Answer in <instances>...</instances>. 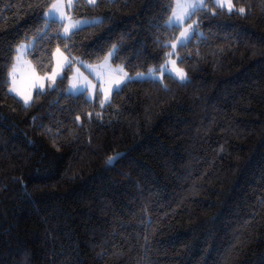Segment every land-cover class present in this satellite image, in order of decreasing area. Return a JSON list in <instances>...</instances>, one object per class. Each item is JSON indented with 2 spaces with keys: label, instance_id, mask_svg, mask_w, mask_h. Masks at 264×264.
Masks as SVG:
<instances>
[{
  "label": "trees",
  "instance_id": "16d2710c",
  "mask_svg": "<svg viewBox=\"0 0 264 264\" xmlns=\"http://www.w3.org/2000/svg\"><path fill=\"white\" fill-rule=\"evenodd\" d=\"M52 1L0 0V264H264V0L193 16L200 34L176 49L187 83L127 81L101 108L57 80L25 107L8 92L15 47L34 40L39 73L69 55ZM169 4L76 0L102 23L71 56L118 45L130 74L159 67L179 31Z\"/></svg>",
  "mask_w": 264,
  "mask_h": 264
},
{
  "label": "snow or ice",
  "instance_id": "6c2138e0",
  "mask_svg": "<svg viewBox=\"0 0 264 264\" xmlns=\"http://www.w3.org/2000/svg\"><path fill=\"white\" fill-rule=\"evenodd\" d=\"M87 3L89 5L95 6L96 5V0H87ZM69 8L72 7L71 3L67 5ZM168 7H172L171 4L168 5ZM225 7V0H213V8H219L223 9ZM208 8V5L204 2V0H195V2H187V0H177V4L175 8H172V14L169 16L166 26L169 28H179L185 20L190 19L192 16L196 15L197 12L203 11ZM63 9V4L61 3V0H57V3H53L49 9L48 12L44 13L43 15L47 18L46 20V26L48 23H57L58 21L62 23L63 26V32L57 34V38L61 39V41L64 44V50L69 53L68 56H64L63 63H61L59 60L56 62V66L51 67V72L49 73L46 69L49 67V64H45L43 62H38L40 66V71L43 72V75H38L33 69L32 71V76H33V82H32V87L37 89V98L39 95L43 94L45 90L47 89L48 91H52L55 89L57 80H59L61 83H63L64 80L69 79L67 75H64V71L68 70L71 71L73 65H80L84 67L86 70L89 71V74L92 75L94 74V70L92 69V66L87 65L84 63L83 60L78 59L75 56H71L72 52V47H70V43L72 42V38L76 36L79 31H81L85 26L91 25V24H99L102 23L101 20H92V21H76L75 23L72 24H66L63 23L65 20V14L62 11ZM227 9L231 13L233 11V5L231 4V0H227ZM240 14L245 13V9L243 7H240L237 10ZM57 13H59V16H57ZM215 14V13H214ZM196 22L193 21L192 24L188 25V28L185 29L183 32L180 33V39L178 41L179 45L181 47H185L187 45V42L192 38L190 35H188V29H193V25ZM39 35V33H37ZM46 35V34H45ZM161 48L167 47V45H160ZM173 51L169 52L167 55L170 58L171 56L175 55V49L177 47L176 44L171 45ZM35 51V48L32 43H29L27 45L25 44H20L16 47L15 49V57L13 61L11 62L10 66H8V79L11 84L9 87V93H16L17 95H22V93L19 92L17 88V72L19 65L22 61L23 56L30 54L31 52ZM120 51V48L118 45H113L112 49L107 53L106 56L103 58L102 64L99 66L103 68L105 65L109 63L111 59L114 57L118 56V53ZM57 53L61 52V49L57 47L56 49ZM168 62H171L173 65H175L176 61L175 60H170ZM59 69V70H58ZM122 71V68L119 69ZM157 71V69H149L148 70V75L146 76L144 73H138L135 77H128L127 73H124V77L127 78L128 81H143V80H153L155 81L157 79L156 76L153 75V73ZM160 72L166 73L169 78L172 77L171 71L168 70L167 68V62L165 66L161 67L159 69ZM176 75L179 78V81L184 84L187 83V77L186 74L180 70L176 69ZM95 79L97 81L100 80L99 74L95 75ZM123 80V78H121ZM121 80L116 81V92L117 94L120 91V84ZM93 90V94L96 96L97 99H99L100 92L97 90L96 84L92 83V81L87 80L85 78L84 80L79 81L78 83H72L70 82V86L67 91L69 94L72 95H77L79 94L80 96H83L85 100L89 98L86 93L89 92V89ZM111 87L109 88L108 91H111ZM23 101L25 107H28L30 105V102L32 101V95L29 93L27 96H23ZM105 103H110V100L108 98L107 93L104 95V99L100 101V107L103 108L105 106ZM99 115V114H97ZM115 157H110L108 163L111 164L114 161Z\"/></svg>",
  "mask_w": 264,
  "mask_h": 264
},
{
  "label": "rangeland",
  "instance_id": "374dc122",
  "mask_svg": "<svg viewBox=\"0 0 264 264\" xmlns=\"http://www.w3.org/2000/svg\"><path fill=\"white\" fill-rule=\"evenodd\" d=\"M75 1L76 0H61V3L63 4L62 11L65 14V20L63 21V23L72 24V23H75L76 21L100 20L99 17H91V18H89V17H75V16H73V6L75 4ZM85 1L87 2V0H85ZM187 2H195V0H187ZM204 2L208 5V7H213V0H204ZM53 3H57V0H53L51 2V4L48 6V8L45 10L44 13L49 11V9H50V7H51V5ZM69 3H71V5H72L71 8H69L67 6ZM176 4H177V0H173L172 8H175ZM231 4L233 5V9H235L232 0H231ZM224 9H226L228 11V9H227V0H225ZM171 14H172V9H171V13H170L169 16H171ZM57 16H59V13H57ZM193 21H195V18H193V16L190 19L184 21V23L179 27V31H178L177 35L175 36V38L169 43L170 46L172 44H176L177 47L179 46L178 41L180 39V33L183 32L185 29H187L188 25L192 24ZM59 23L61 24V33H62L63 32V26H62L61 22H59ZM195 33L196 34H200L198 28L196 27V24L193 25V29H188V35H190L191 37H193V35ZM33 42H34L33 39L24 40V41H21L18 45H20L22 43L25 44V45H27L29 43L33 44ZM16 47H15V49H16ZM177 47H176V49H177ZM176 49H175V55L171 56L170 58L167 55V58H166L165 62H163V64H161L159 67H150V68H148L145 71H139V72H136V73H133V74H130L129 72H127L122 64L113 63L112 59L103 68H101L99 66L102 64L104 57L101 58L99 61H97L95 63H89V62L83 60L85 64L92 66V69L94 70V74L90 75L88 70H86L84 67H82V66H80L78 64L73 65L71 71H68V70L64 71V73L67 72V76L69 77V79H67L66 89L69 88L70 82L78 83L79 81L84 80L85 78H87V80L92 81V83L96 84L97 90H99V92H100V99L101 100L104 99L105 93H107L108 98L110 100L112 92L115 91V89H116V81L117 80H121V78H123V80H121L120 87L125 82L128 81L127 78L124 77V73L125 72L127 73L128 77H135L138 73H144L147 76L149 69H157V71H155L153 73V75L157 77V79H156L157 81H162L163 80V76L166 73L160 72L159 69L161 67L165 66L166 62H167V68H168L169 71H171L172 76L179 81V78L177 77L175 70L176 69H180L185 74H186V72L178 64V57L176 55V52H177ZM172 51H173V49L171 47L169 52H172ZM15 55H16V53L14 54V57H15ZM64 56H68V54L66 52H64L62 49H61L60 53H57L56 49H55L54 52H53V65H52V67L56 66L57 60H59L61 63H63ZM80 60H82V59H80ZM170 60H175L176 61L175 65H173L171 62H168ZM121 68H122V71L119 70ZM33 69H35V68H34L33 63L31 62V60L29 59L28 54L23 56L22 61H21L20 65H19L18 72H17V77H16L17 78V88H18L19 92L22 93V95H17L16 93H11L12 95H15L16 97H18L23 103H24L23 96H27L29 93H31L32 98H33V94L37 90V89H35V88H33L31 86L32 82H33V79H34L33 76H32ZM35 71H36V69H35ZM50 72H51V70L49 71V73ZM36 73L38 75H43V73H39L37 71H36ZM96 74H99V76H100V80L99 81H97L95 79V75ZM186 77L188 79L187 74H186ZM10 86H11V84L9 82L8 92H9V87ZM110 87H111L112 90L108 91ZM85 95H87L89 97L88 99H90V100H93L96 97L93 94V90L91 88L89 89V92L86 93Z\"/></svg>",
  "mask_w": 264,
  "mask_h": 264
}]
</instances>
